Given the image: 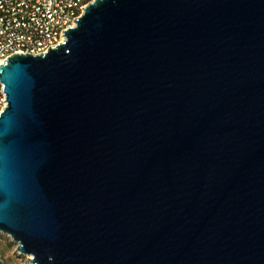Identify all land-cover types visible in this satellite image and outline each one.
<instances>
[{"label":"water","instance_id":"1","mask_svg":"<svg viewBox=\"0 0 264 264\" xmlns=\"http://www.w3.org/2000/svg\"><path fill=\"white\" fill-rule=\"evenodd\" d=\"M0 83L30 264H264V0H91Z\"/></svg>","mask_w":264,"mask_h":264},{"label":"built area","instance_id":"2","mask_svg":"<svg viewBox=\"0 0 264 264\" xmlns=\"http://www.w3.org/2000/svg\"><path fill=\"white\" fill-rule=\"evenodd\" d=\"M91 0H0V65L13 54H40L63 40V31ZM6 105L0 83V112Z\"/></svg>","mask_w":264,"mask_h":264},{"label":"rangeland","instance_id":"3","mask_svg":"<svg viewBox=\"0 0 264 264\" xmlns=\"http://www.w3.org/2000/svg\"><path fill=\"white\" fill-rule=\"evenodd\" d=\"M16 244L10 238L0 232V259L3 264H30L29 256L16 252Z\"/></svg>","mask_w":264,"mask_h":264}]
</instances>
